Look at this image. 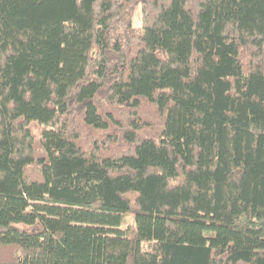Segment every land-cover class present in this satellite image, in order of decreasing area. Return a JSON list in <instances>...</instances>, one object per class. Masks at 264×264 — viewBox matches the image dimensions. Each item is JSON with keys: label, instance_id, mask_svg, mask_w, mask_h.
<instances>
[{"label": "trees", "instance_id": "obj_1", "mask_svg": "<svg viewBox=\"0 0 264 264\" xmlns=\"http://www.w3.org/2000/svg\"><path fill=\"white\" fill-rule=\"evenodd\" d=\"M0 264H264V0H0Z\"/></svg>", "mask_w": 264, "mask_h": 264}, {"label": "rangeland", "instance_id": "obj_2", "mask_svg": "<svg viewBox=\"0 0 264 264\" xmlns=\"http://www.w3.org/2000/svg\"><path fill=\"white\" fill-rule=\"evenodd\" d=\"M142 7L141 5L138 6L134 11V19H133V27L134 28H141L142 26Z\"/></svg>", "mask_w": 264, "mask_h": 264}]
</instances>
